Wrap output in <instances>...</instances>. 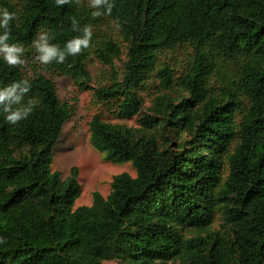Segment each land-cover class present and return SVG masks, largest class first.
<instances>
[{
	"label": "trees",
	"instance_id": "1",
	"mask_svg": "<svg viewBox=\"0 0 264 264\" xmlns=\"http://www.w3.org/2000/svg\"><path fill=\"white\" fill-rule=\"evenodd\" d=\"M3 9L15 14L7 42L24 48L47 33L63 50L91 25L88 49L47 67L85 89L91 55L112 65L126 53L122 75L94 98L141 119L135 128L92 117L93 147L136 175L116 174L107 196L95 191L91 205L75 208L79 169L63 178L52 168L71 106L53 80L0 56V89L27 80L22 103L36 101L18 124L0 107V264H264V0H106L98 9L0 0ZM105 18L125 46L101 34ZM181 47L191 50L186 66L157 69ZM155 72L158 94L144 108Z\"/></svg>",
	"mask_w": 264,
	"mask_h": 264
},
{
	"label": "rangeland",
	"instance_id": "2",
	"mask_svg": "<svg viewBox=\"0 0 264 264\" xmlns=\"http://www.w3.org/2000/svg\"><path fill=\"white\" fill-rule=\"evenodd\" d=\"M81 4L90 6V0H80ZM101 34H108L116 41L125 46V42L120 37L119 26L108 19L103 20L100 28ZM24 48V47H23ZM35 47L24 48L21 59L25 61L20 65L22 72L27 77H35L42 74L53 80L56 85L58 95L61 100L71 106V115L65 122L60 138L54 149L53 170H59L62 177L70 175L71 169H79V181L82 186V194L77 199L75 208L82 205H91L93 193L99 191L107 196L111 192V183L116 174L129 172L132 176L136 171L130 162L113 163L108 161L104 154L96 150L90 141L89 123L96 114L112 123H120L129 127H140L141 116L132 118H120L118 107L112 103H102L94 98V88L109 85L114 81V75H122L126 53L121 59L115 60L112 65L101 62L95 55H91L88 60V71L90 80L89 87L81 89L71 77L56 73L50 70L47 65L41 63L37 56ZM31 52V53H30ZM162 56L158 62L157 69L164 64H168L174 69H181L190 61L191 50L189 47H181L176 51H169ZM159 78L155 72L148 85L141 91L144 99V108L151 105V100L158 94ZM239 119V118H238ZM222 219L218 213L214 220L213 229H218ZM104 264H119L116 260H107ZM169 264H179L170 262Z\"/></svg>",
	"mask_w": 264,
	"mask_h": 264
},
{
	"label": "clouds",
	"instance_id": "3",
	"mask_svg": "<svg viewBox=\"0 0 264 264\" xmlns=\"http://www.w3.org/2000/svg\"><path fill=\"white\" fill-rule=\"evenodd\" d=\"M69 3V0H56L58 6H62ZM106 0H90V6L93 8H99L104 5ZM113 5L110 4L107 8V13L111 14ZM103 13L100 11H94L93 17H99ZM15 14L9 12L7 9L0 10V28L5 29L4 34L0 35V56H3L4 60L9 66H19L25 63L21 59L24 53V48L21 45L9 44L10 34V21L14 19ZM73 30L79 28L78 22L73 18L72 21ZM83 35L77 36L69 40L65 48L61 50L58 46L49 43V36L47 33L38 34V38L33 41L34 47L39 53L37 59L43 63L48 64L53 60L58 63H63L68 55H79L83 50L90 47L91 38L93 36V30L91 25H86L82 29ZM23 85V86H22ZM31 85L27 80L14 82L9 86L0 89V107L3 112L6 113V121L9 124H18L20 121L28 118L32 113L36 101L30 99L27 104L22 103L24 94L28 93ZM15 106V107H14Z\"/></svg>",
	"mask_w": 264,
	"mask_h": 264
}]
</instances>
